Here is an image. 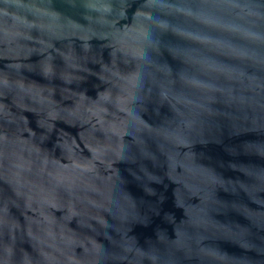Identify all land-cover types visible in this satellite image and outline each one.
Segmentation results:
<instances>
[{
    "label": "water",
    "instance_id": "1",
    "mask_svg": "<svg viewBox=\"0 0 264 264\" xmlns=\"http://www.w3.org/2000/svg\"><path fill=\"white\" fill-rule=\"evenodd\" d=\"M0 264H264V0H0Z\"/></svg>",
    "mask_w": 264,
    "mask_h": 264
}]
</instances>
